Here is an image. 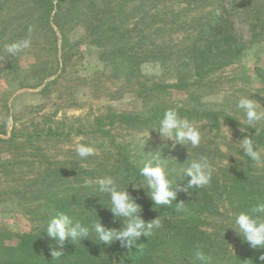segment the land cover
Listing matches in <instances>:
<instances>
[{
	"label": "rangeland",
	"instance_id": "1",
	"mask_svg": "<svg viewBox=\"0 0 264 264\" xmlns=\"http://www.w3.org/2000/svg\"><path fill=\"white\" fill-rule=\"evenodd\" d=\"M217 24L242 53L222 69H200L190 48L203 46ZM25 40L28 47L7 52ZM241 97L264 111V0H0V264L30 260L12 253L58 213L75 219L94 203L110 207L86 178L111 175L151 202L134 186L154 155L187 189L177 197L206 203L202 213L197 206L183 211L206 232L192 240L213 242L203 249L208 264L259 257L264 249H251L230 228L264 199V120L248 127ZM169 108L199 128V147L154 128ZM245 136L261 160L244 155ZM78 143L93 146L95 155L79 158ZM201 155L214 167L211 183L188 187L184 169ZM180 249L160 240L151 263H190Z\"/></svg>",
	"mask_w": 264,
	"mask_h": 264
},
{
	"label": "clouds",
	"instance_id": "2",
	"mask_svg": "<svg viewBox=\"0 0 264 264\" xmlns=\"http://www.w3.org/2000/svg\"><path fill=\"white\" fill-rule=\"evenodd\" d=\"M28 41L15 42L6 46L7 52L16 54L22 48L28 47ZM237 107L245 113V123L248 127L255 128V123L264 120V111H260L261 104L251 97H241ZM159 134L175 143L184 144L187 148L199 147L202 134L199 128L187 118H182L175 108L165 110L159 121V126L154 127ZM259 132V129H257ZM244 155L253 161L261 160L260 151L251 136H245L240 141ZM76 153L79 158L86 159L95 155L96 149L84 143H78ZM165 159L160 156H153V159L145 162L140 169V176L143 181L137 189L143 188L146 194L154 202V205H171L177 198L178 191H186L176 184V180L170 178L167 171ZM214 167L207 156L201 155L198 159L189 162L184 175L190 177L188 187L203 188L211 183ZM96 185L99 194H105L110 199V207H107L115 219L122 221L120 228L106 227L101 220L91 226V229L82 224L79 220L74 221L66 213H58L52 217L46 228L47 235L52 238L56 245L51 249V256L59 260L63 256V245L65 241L75 244L76 241L89 237L90 231L94 232L99 242L106 246H111L118 242L120 247L132 251L135 247L142 250V244L137 245V240L141 237H149L161 226L160 219L145 221L141 215V205L129 194L128 185L121 188L115 177L111 175L103 176L93 181L91 178L84 180L85 186ZM184 203L177 204V209L182 210ZM235 230L237 235L242 237V243H247L253 250L264 249V199L258 201L247 212H240L235 216ZM195 260L201 264H208L211 257L199 247L194 253ZM258 260L264 264V252Z\"/></svg>",
	"mask_w": 264,
	"mask_h": 264
},
{
	"label": "trees",
	"instance_id": "3",
	"mask_svg": "<svg viewBox=\"0 0 264 264\" xmlns=\"http://www.w3.org/2000/svg\"><path fill=\"white\" fill-rule=\"evenodd\" d=\"M228 36H230L229 30L224 32L221 26L217 24L216 28L205 37L203 46L197 42L194 43V47L190 48V55L198 68L203 69L208 65L214 69H222L242 53V50L235 47L233 40L231 41ZM124 182L126 185L124 188L128 185L127 190H130V183ZM179 194L183 195L180 191ZM133 198L141 205L140 215L146 222L156 218L161 221L160 228L156 229L151 236L148 238L141 236L137 240V245L142 244V250L138 251L134 247L132 251H128V249L120 247L118 242L111 246L103 245L99 242L96 234L90 231L89 237L80 239L75 244L65 241L63 256L49 264H160L155 261L151 263L150 260L153 258V252L157 249L160 240L179 246L181 256L190 258L191 261L188 260L190 262L188 264H201L199 261L197 263L192 260L191 258L195 257L190 253L193 252L191 254H194L197 247L203 250L212 245L213 242L192 240L196 239L197 235L202 236L201 234H206V232L202 227L192 225L188 220L190 215H187V212L189 211L184 212L185 209L178 210L177 204L183 202L185 204L183 208L187 209L190 207L196 208L197 206L195 213H202L205 210L206 203L191 202L192 195L177 197L171 205H154L153 201L148 202L141 198ZM98 200L102 199L99 198ZM168 214L173 215V217H164ZM99 219L109 228H120L122 226V221L113 217L105 201L94 203L90 207L89 213L84 212V216L73 220H79L91 229V226L99 222ZM154 234L156 236H153ZM53 247L58 248L59 246L45 231H40L35 237L22 241L17 252L12 253V255L30 258V260H19L17 264H43V262H39L38 258L41 256L43 258L50 257ZM33 259L36 261H33ZM243 259H245L243 264H260L256 255H243Z\"/></svg>",
	"mask_w": 264,
	"mask_h": 264
}]
</instances>
